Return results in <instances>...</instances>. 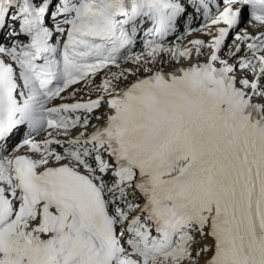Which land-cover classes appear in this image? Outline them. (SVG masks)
I'll use <instances>...</instances> for the list:
<instances>
[{
	"label": "snow or ice",
	"instance_id": "snow-or-ice-1",
	"mask_svg": "<svg viewBox=\"0 0 264 264\" xmlns=\"http://www.w3.org/2000/svg\"><path fill=\"white\" fill-rule=\"evenodd\" d=\"M0 264H264V0H0Z\"/></svg>",
	"mask_w": 264,
	"mask_h": 264
},
{
	"label": "bare ground",
	"instance_id": "bare-ground-1",
	"mask_svg": "<svg viewBox=\"0 0 264 264\" xmlns=\"http://www.w3.org/2000/svg\"><path fill=\"white\" fill-rule=\"evenodd\" d=\"M192 39H206V37H204L202 34L198 33V32H195L193 33L192 35H188L185 39H183L182 41H178L176 43H180L182 45H185V46H190L188 44V41L189 40H192ZM176 43H170V44H176ZM141 52V51H140ZM157 68H163V70L167 71L170 69L171 67V64L170 62L168 61V57L165 56L164 58V62L163 63H157L156 65ZM141 76L143 75H147V73H144V72H141L140 73ZM101 77L99 76L97 79H96V82L99 83ZM81 95H83V97H87V93H83L81 92L80 93ZM94 96V95H93ZM93 123H95V121H93ZM89 131H91V129H89ZM43 137L42 136H39V137H36L37 140H40L42 139Z\"/></svg>",
	"mask_w": 264,
	"mask_h": 264
}]
</instances>
